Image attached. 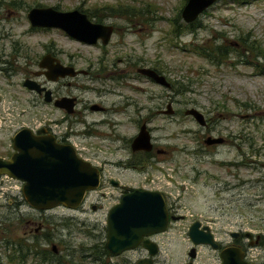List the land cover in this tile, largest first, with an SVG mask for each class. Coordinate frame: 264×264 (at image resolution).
I'll use <instances>...</instances> for the list:
<instances>
[{
    "label": "rangeland",
    "instance_id": "374dc122",
    "mask_svg": "<svg viewBox=\"0 0 264 264\" xmlns=\"http://www.w3.org/2000/svg\"><path fill=\"white\" fill-rule=\"evenodd\" d=\"M0 3V36L5 37L1 44L6 42L8 49L14 42L19 47L17 64L24 69L21 76L11 80L16 83L14 88L6 86L1 78L0 88L7 98L12 94L16 97L18 104L14 113L19 121L31 125L33 114L44 118L49 110L20 85L24 76L38 69L36 63L48 48L63 65L70 64L82 71L91 68L87 75L90 80L79 75L64 80L60 86L66 95L80 101L77 111L86 102H100L108 110L117 107L118 113L108 116L117 122L120 134H136L138 122L147 117L145 126L154 143L168 152L158 158L155 167L125 170L99 167L104 178L100 189L89 192L82 206L75 210L63 207L46 212L34 210L22 199V183L3 178L0 182V264H101L90 257L94 247L105 242L106 215L118 203L119 192L109 185L110 179L126 188L160 193L166 204L173 206L174 216L182 217L171 221L168 229L154 237L159 249L154 264L189 261L187 253L192 246L187 230L193 221L206 224L215 242L222 246L231 242L232 232L261 236L259 245L248 246L246 240L243 244L245 261L264 264V0L243 4L220 0L199 16V27L192 31L183 27L179 16L182 0H0ZM121 3L138 10L137 18L128 20L107 14L108 9ZM34 7H56L61 12L99 9L101 12L97 15L103 16L101 24L111 25L113 33L108 44L101 46L98 42L95 45L79 43L56 29L30 28L25 15ZM142 19L145 21L141 22ZM177 24L181 26L178 35L172 33ZM235 42L240 45L234 47ZM222 44L228 52L221 62H209L195 51L196 48L213 50ZM248 47L249 53L244 51ZM104 54L105 70L98 72L102 66L98 60ZM125 60L133 64L132 68H126ZM24 62L31 66L24 67ZM142 67L161 70L173 87L165 89L139 79L135 70ZM179 84L184 91L178 94L177 88L176 94ZM98 91L101 96L97 95ZM30 100L34 101L32 105ZM170 101L173 102L171 109L179 110L177 118L159 114ZM211 102L218 103L226 112L220 125L228 132L241 131L244 135L239 159L245 166L239 170L238 189L232 188L237 184L236 178L215 167H202L211 174L210 178L195 179L189 159L182 171L184 178L178 172L177 164L181 158L185 159L181 152L188 153L193 147L191 134L197 129L191 119L182 116V110L190 109L191 105L207 109ZM87 117L99 120L103 115L92 113ZM7 124L10 123L7 121ZM16 126L7 125L0 133L7 152L10 129ZM221 155L232 162L237 154L229 147ZM224 184L229 185L228 191H223ZM100 192H104L103 198L98 197ZM39 223L42 228L34 233ZM51 246L55 253L50 250ZM195 251L192 264H220L217 251L206 246H197ZM126 256L110 255L103 258L102 264H133L134 260L126 262Z\"/></svg>",
    "mask_w": 264,
    "mask_h": 264
},
{
    "label": "water",
    "instance_id": "95a60500",
    "mask_svg": "<svg viewBox=\"0 0 264 264\" xmlns=\"http://www.w3.org/2000/svg\"><path fill=\"white\" fill-rule=\"evenodd\" d=\"M215 2L216 0H186L179 14L181 21L184 24L194 22ZM25 17L30 28L56 29L68 38L86 45H95L97 42L101 46L107 45L113 30L111 25L90 21L78 10L61 12L49 7H34L27 11ZM38 68L44 70L42 74L49 81L74 77L82 73L71 66H62L58 60L48 56L41 58ZM135 73L169 89L170 85L166 79L152 69L137 68ZM23 87L37 93L43 91L38 84L30 80L24 81ZM46 95L45 92L44 101H48ZM55 104L66 108L68 112L73 109V99H63ZM166 108L163 113L170 115L169 105ZM183 115L190 116L199 125L204 124L202 115L194 109H185ZM132 148L134 151L151 150L149 134L144 124L140 126ZM12 150L13 153L7 159H0V176L21 182V196L26 205L34 210L48 211L57 207L75 210L81 206L85 195L95 191L99 186L98 169L79 159L71 147L59 146L51 138H35L29 131L23 129L13 136ZM177 219H179L177 216L170 217L172 221ZM167 223V209L160 193L137 189L128 192L106 215L105 250L112 256H118L140 245L153 256L154 244L148 238L164 232ZM198 228L199 223L195 221L187 230V238L192 246L187 253L190 261L195 258V247L206 246L217 251L220 264H251L245 261L240 248L227 246L218 250L209 229ZM236 235L231 233L230 238ZM243 236L247 239L252 238L249 232H244ZM258 237L256 235L254 243H248V246L256 244ZM50 250L56 252L54 246H51ZM136 264H151V261Z\"/></svg>",
    "mask_w": 264,
    "mask_h": 264
},
{
    "label": "flooded vegetation",
    "instance_id": "af4514ba",
    "mask_svg": "<svg viewBox=\"0 0 264 264\" xmlns=\"http://www.w3.org/2000/svg\"><path fill=\"white\" fill-rule=\"evenodd\" d=\"M218 1L220 0H216V2L210 8H212ZM1 7L2 4L0 3V8ZM206 11H204L202 14H204ZM198 18L195 21H198ZM3 39H5V37L3 38L2 36H0V78L6 82V86L10 88H14L16 83L14 82L11 83V80L17 76H21L22 70H24V69L21 70V68L17 64L20 58V49L14 44V42L7 49L6 42L3 45L1 44V40ZM238 45H240V43L235 42L234 47H237ZM54 55L55 54L53 53L52 49H48V48L44 53V56H48L50 58H54L58 60V62L62 66H70V64L63 65L57 57H54ZM41 58L39 59V61L41 60ZM105 58H106V54H104L102 58L98 60V64L99 65L100 63L102 64V66L97 69L98 72L105 70L103 66ZM39 61L36 63L37 68ZM124 63L127 69L132 68L133 66V64L130 63L128 60H125ZM23 66L28 67L31 65L28 62H24ZM149 69H152L158 75H162V72L160 73L159 69H157L156 67H151ZM90 70H91L90 67H88L84 71L76 70V71H82V73L77 74L74 77L57 78V80L54 81L46 80L42 74L44 70L40 68L36 69L32 73H28V76H30V78L28 76H24L23 81L22 83H20V85L23 87V82L26 80H30V81L36 80L37 83L35 81L33 82L38 84L39 87L43 89V91H41L40 93L27 90L24 87L23 88L26 89L29 93L35 95L38 103L49 108L44 118H40L39 115L33 114L31 125L23 124L15 117L14 112L18 104L16 97L12 94V95H8L7 98L5 95V91L2 88H0V133L6 130L5 127L7 125L10 126L17 125L13 129H10L12 130V133L7 139L8 152L4 149L5 146L4 141L0 138V156L8 155L9 157L13 153L12 150L13 136L18 132H20L21 130L26 129L27 131H29V134L35 138H42V137L51 138L53 142L59 146L71 147V149L74 151L75 155L79 159L88 162L93 167H96L100 172V182L96 190L100 189V186L102 185V181L104 179L102 175V169L99 167H118L121 168L122 170L128 168L134 169L136 167H155L156 164L158 163V158H161L162 156L166 155L168 152L162 149L161 147L156 146V143H154V140L150 135V130L146 126H145L146 130L149 134V142L151 144V150L148 152L143 150L134 151L132 148L133 141L138 134L140 126L143 124L146 125L148 122L147 117L141 118V120L138 122L139 126L136 134H134L133 132L129 134L127 133L120 134L117 131V126H118L117 122L112 120L108 116L111 114L112 115L117 114L119 111L117 110V107L114 109L115 110L114 111L112 109L111 110L106 109L104 106L100 104V102L98 103L86 102L84 103V105L80 107L79 111H77L76 108L77 105L80 103V101L76 97H70L69 95H66L64 93L63 88L60 87L61 83L64 80L68 78H77L79 75L90 80V78L87 77ZM125 71L126 70L124 69L123 72ZM136 75L139 79H146L147 81L152 82L151 80L145 78L144 76L138 74ZM170 87L171 85L169 86V88ZM45 92L47 94L46 96L48 98V101H44ZM100 93L101 92L98 91L97 95L101 96ZM63 99H73V109L71 112H68L67 109L64 107H59L55 104L57 102H61ZM33 103H34L33 100L29 101L30 105H32ZM171 104H173L172 101L168 102L165 105V110L160 112L158 111L159 114L166 115L163 112L167 110L166 107L167 105H169L168 111H170L171 114L168 116L170 117L175 116L174 118H177V113L179 112V110L177 109L172 110ZM174 104L177 105V103ZM190 109H194L202 115L204 124L199 125L190 116H184L183 111L185 109L182 110V116L191 119L195 123L197 129L191 134L193 147L190 149L188 153L185 151L181 152V155H184L185 159L181 158L180 162L177 164L178 172L180 173V176L184 178V174L182 171L184 167H187L188 164L187 159H189V161H191V163H189L190 164L189 167H191V171L195 179L201 176L210 178L211 174L202 167H215L217 169L223 170L226 173V175L231 174L233 178H236L237 184L235 185V187L232 188L238 189L240 186L239 170L245 166V162L239 159V156L241 155L239 146L242 143L243 145L245 144L244 135H242L241 131L235 134L232 132H228L227 128L222 126V124L220 125L221 121L225 119L226 112L222 106L218 105V103L211 102V105L207 109H202L197 105H191ZM92 113H98L99 115H103V118L99 120L88 119L87 116ZM11 116L12 119L9 118ZM7 121L10 124H7ZM103 129L104 130L106 129L107 132H104ZM207 140H209L208 143H206ZM212 140H216V142H212ZM229 147H233L237 154L235 159L232 160V162L221 157L222 156L221 153L223 149L228 150ZM188 155L189 158H187ZM8 157L0 158V159H7ZM229 168H232V171H229L228 170ZM3 177L4 176H0V182L2 181ZM108 183L112 188L118 190L119 192L117 196L118 202L123 195L135 190L134 188H126L121 184H119L117 181L111 179L108 181ZM222 189L223 191L226 190L228 191L229 185L224 184ZM87 194L85 195L82 204L84 203ZM98 197L103 198L104 192H100ZM165 206L167 209V216H168V223L166 229H168V226L172 221L170 220V217L174 216V212H173L174 209L172 205H167L166 202H165ZM91 210H94L93 206H91ZM41 212H46V211H41ZM179 218L181 219L182 217L179 216ZM197 222L199 223L198 229H201L203 227L209 229V227L206 224H202L199 221ZM0 225H1V219H0ZM190 225L188 226V228L190 227ZM41 228H42V224L39 223L38 227L34 229V233H36L38 229ZM209 232L211 233L210 230ZM232 233H236L237 235L234 238H231V242L227 243L226 245L222 246L220 243L216 242L218 245V250L227 246H234L240 248L244 253V257H245V248L243 241L246 240L248 243H254L255 236L251 234L252 238L247 239L244 238L243 236L244 232H232ZM157 235L158 234H155L149 236L148 238L149 241L154 244L153 249L155 253L153 256H150L146 249L138 245L136 248L122 253V254H127V256L125 257L126 262L131 263L133 262L132 260H134L133 264H136L141 261L150 260L151 264H154L155 258L159 253L157 242L154 239V237ZM260 239L261 236L258 237V240L255 245H259L261 243ZM189 262H191L192 264V261L190 260L184 264H187Z\"/></svg>",
    "mask_w": 264,
    "mask_h": 264
},
{
    "label": "trees",
    "instance_id": "16d2710c",
    "mask_svg": "<svg viewBox=\"0 0 264 264\" xmlns=\"http://www.w3.org/2000/svg\"><path fill=\"white\" fill-rule=\"evenodd\" d=\"M185 1L186 0H182V5L185 3ZM236 1H238V3L243 4L244 2H249L251 0H236ZM54 9L57 10L56 7H54ZM77 10L84 13L90 21H92L94 23H102L103 16L97 15L99 12H101V10L95 9L92 12H88V11L85 12V11L81 10L80 8H77ZM107 14L109 16L124 17L128 20H131L132 18H135V17L137 18V16L139 15V11L134 10L132 8H129L126 5L121 3V4L117 5V7H115L114 9H108ZM140 16H142V14ZM144 21H145V19L141 20V22H144ZM184 25L185 26H183V27H185V29H187L188 31L194 30L197 26L199 27L198 21H194L190 24H184ZM180 31H181V26H179L178 24H177V26H174L172 28V33H174V34L178 35ZM195 51L197 52V54L200 57L205 58L206 60H209V62L215 61L216 63L221 62L222 59L225 58L226 53L228 52L227 47L223 44L220 46H214L213 50L196 48ZM244 51L249 53V52H251V48L248 47ZM159 71H160V73L162 72L161 70H159ZM172 87H173V84L171 85V88ZM177 88L179 91L178 94H181V92L184 91V88L181 87V85L179 84L178 87L176 86V90H175L176 94H177ZM139 168H145V167H139ZM45 240L47 241V239H45ZM104 244H105V242L100 244L99 246L94 247L93 257L92 256L90 257L92 259V261H95V262L99 261L102 264L103 258H107L110 256V254L105 250ZM19 260H21V257ZM8 262H12V260L9 259Z\"/></svg>",
    "mask_w": 264,
    "mask_h": 264
},
{
    "label": "built area",
    "instance_id": "2783aa9c",
    "mask_svg": "<svg viewBox=\"0 0 264 264\" xmlns=\"http://www.w3.org/2000/svg\"><path fill=\"white\" fill-rule=\"evenodd\" d=\"M4 179H7V180H11V179H9V178H7V177H3Z\"/></svg>",
    "mask_w": 264,
    "mask_h": 264
}]
</instances>
